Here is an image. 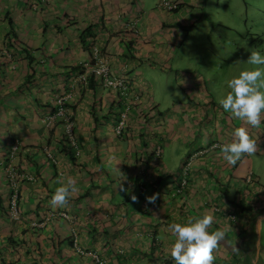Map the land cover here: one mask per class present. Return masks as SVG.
Segmentation results:
<instances>
[{
  "label": "crops",
  "instance_id": "obj_1",
  "mask_svg": "<svg viewBox=\"0 0 264 264\" xmlns=\"http://www.w3.org/2000/svg\"><path fill=\"white\" fill-rule=\"evenodd\" d=\"M168 1L176 8L161 9L158 0H0V264H175L166 258L169 225L206 212L214 216L210 231L227 229L214 264H264V224L257 223L264 219V119L252 128L218 103L227 81L252 67L251 51L260 52L248 44V30L245 37L233 27L240 15L250 26L248 4ZM200 36L207 38L198 40L201 50L188 46ZM91 47L138 96L121 136L113 127L128 99L95 75L90 85L75 82ZM63 93L74 119L72 158L59 143L63 120H46ZM240 126L258 147L230 166L222 146ZM8 167L32 177L19 184L16 214ZM69 176L79 192L53 208L51 197ZM51 212L67 216L49 219Z\"/></svg>",
  "mask_w": 264,
  "mask_h": 264
},
{
  "label": "clouds",
  "instance_id": "obj_2",
  "mask_svg": "<svg viewBox=\"0 0 264 264\" xmlns=\"http://www.w3.org/2000/svg\"><path fill=\"white\" fill-rule=\"evenodd\" d=\"M92 50L93 47L91 57ZM247 63L252 67L240 71L238 76L227 81L230 91L218 103L231 116L259 129L261 120L264 119V56L253 50ZM257 147V140L249 135L248 129L237 127L231 142L222 146L223 160L228 165L235 166L244 155L255 154ZM124 179H127L126 176ZM121 190L128 191L123 185ZM78 192L76 180L66 177L61 181V186L55 189L49 203L53 208L66 207ZM131 198L133 201L137 200L135 194ZM156 198V194H153L146 197V201L155 203ZM214 222V216L206 212L202 216H189L185 223L170 224L168 231L174 237V242L168 246L166 258H171L175 264H214V252L225 241L227 232V229L210 231ZM257 223L264 224V219ZM233 251L239 252V249L234 245Z\"/></svg>",
  "mask_w": 264,
  "mask_h": 264
},
{
  "label": "built area",
  "instance_id": "obj_3",
  "mask_svg": "<svg viewBox=\"0 0 264 264\" xmlns=\"http://www.w3.org/2000/svg\"><path fill=\"white\" fill-rule=\"evenodd\" d=\"M176 4L171 3L168 0H158V7L165 10H172L176 8ZM94 74L95 76L99 77L101 79V83L108 88H115L119 90L120 94H122L126 100V106L119 112V116L114 124L113 130L115 134L118 136H121V134L124 132V129L127 124V117H128V111L131 108L132 104L135 103L138 99V96L135 94H130V92L127 91L128 86L125 84V80L111 76L108 61L105 59V57L101 56L99 54V51L97 48H93L92 50V57L89 61L83 63L82 69L78 71V74L75 76V82L78 83H85L87 81L88 74ZM69 93H63L58 94L54 99L55 104V110L50 113L48 117H46L47 124H49L51 121L55 119L61 118L64 122V133L66 134L67 139L69 142L74 145V124H73V117L70 113L69 109H67L64 106V103L69 98ZM16 148V145H13L11 148L10 157H12V154ZM48 158H52V154L49 150H45ZM155 154L157 156L160 155V146H157L155 148ZM6 176L8 179L9 187H10V198H9V208L13 214H16V206H17V200L19 196V184L21 180H27L32 179L31 176L20 173L19 171L13 170V168L8 167ZM182 184H185V181L182 182ZM67 216L64 212H51L48 215V218L51 219L53 216ZM74 246L76 249H78L82 254L86 255V253L79 249L76 242H74ZM88 255H91V251L87 253ZM93 255V254H92ZM96 259V262H101V260L96 256L93 255Z\"/></svg>",
  "mask_w": 264,
  "mask_h": 264
},
{
  "label": "rangeland",
  "instance_id": "obj_4",
  "mask_svg": "<svg viewBox=\"0 0 264 264\" xmlns=\"http://www.w3.org/2000/svg\"><path fill=\"white\" fill-rule=\"evenodd\" d=\"M248 4L247 14L249 15L250 20V26L248 24L247 28H244L243 24V17L240 15L238 21L233 23L234 29L238 30L241 35L246 37V30L252 34V39L250 35L246 37V40L248 41V44L251 46H256L260 52L264 51V0H245ZM198 40H203L205 43L207 42L206 36L199 37L196 39V41L191 42L188 40L187 44L194 50H201L200 47H198L199 42ZM252 42V43H251ZM188 52H190L188 50ZM192 54V53H191ZM228 56V55H227ZM263 234H264V225H263ZM262 234V237L264 239V235ZM264 243V240H263Z\"/></svg>",
  "mask_w": 264,
  "mask_h": 264
},
{
  "label": "trees",
  "instance_id": "obj_5",
  "mask_svg": "<svg viewBox=\"0 0 264 264\" xmlns=\"http://www.w3.org/2000/svg\"><path fill=\"white\" fill-rule=\"evenodd\" d=\"M91 27H92V26L86 27V28L82 31V35H81V44H82V46H83L85 49H89L90 46H91V44H89V42H88V40L90 39V37L93 36V33H92V31H91V30H92ZM90 51H91V50H89V54H90ZM81 69H82V68H81ZM92 76H93V75H91V73L88 74L87 81H86L85 83H81V84H82V85H83V84H88V85H90V84H91V79H93ZM64 106H65L67 109H69V111H70L69 103H66V102H65V103H64ZM54 110H55V107L53 108L52 111H54ZM70 113H71V111H70ZM62 124H64L63 121H62ZM59 143L62 144V145H61V146H62L61 150H62L63 152H65L64 154L68 155L69 158H70V157L72 158L73 155L75 154V150H74V148L71 146V143H70L69 140L67 139L65 133L62 135V138H61V140L59 141Z\"/></svg>",
  "mask_w": 264,
  "mask_h": 264
}]
</instances>
